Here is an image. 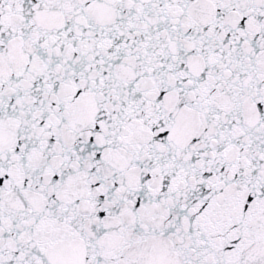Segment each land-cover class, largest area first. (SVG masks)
<instances>
[{"label":"snow or ice","instance_id":"snow-or-ice-1","mask_svg":"<svg viewBox=\"0 0 264 264\" xmlns=\"http://www.w3.org/2000/svg\"><path fill=\"white\" fill-rule=\"evenodd\" d=\"M0 264H264V0H0Z\"/></svg>","mask_w":264,"mask_h":264}]
</instances>
